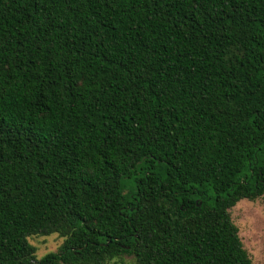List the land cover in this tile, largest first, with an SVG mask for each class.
Instances as JSON below:
<instances>
[{"label":"trees","instance_id":"16d2710c","mask_svg":"<svg viewBox=\"0 0 264 264\" xmlns=\"http://www.w3.org/2000/svg\"><path fill=\"white\" fill-rule=\"evenodd\" d=\"M263 195L264 0H0V264H252Z\"/></svg>","mask_w":264,"mask_h":264},{"label":"rangeland","instance_id":"374dc122","mask_svg":"<svg viewBox=\"0 0 264 264\" xmlns=\"http://www.w3.org/2000/svg\"><path fill=\"white\" fill-rule=\"evenodd\" d=\"M230 214L252 264H264V195L254 200H242L230 210ZM63 241L64 238L58 234L29 238L37 260L58 252ZM106 264H136V259L131 255H123Z\"/></svg>","mask_w":264,"mask_h":264}]
</instances>
